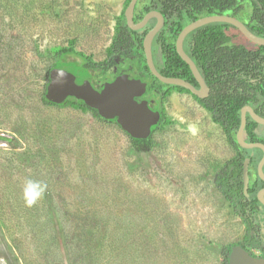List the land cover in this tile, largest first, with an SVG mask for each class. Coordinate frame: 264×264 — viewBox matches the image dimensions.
<instances>
[{"label":"rangeland","instance_id":"374dc122","mask_svg":"<svg viewBox=\"0 0 264 264\" xmlns=\"http://www.w3.org/2000/svg\"><path fill=\"white\" fill-rule=\"evenodd\" d=\"M124 2L0 0V137L18 143L0 140V264H221L244 240L207 164L231 150L190 97L170 98L142 150L90 111L41 105L46 52L74 41L105 60ZM27 180L47 185L31 207Z\"/></svg>","mask_w":264,"mask_h":264},{"label":"trees","instance_id":"16d2710c","mask_svg":"<svg viewBox=\"0 0 264 264\" xmlns=\"http://www.w3.org/2000/svg\"><path fill=\"white\" fill-rule=\"evenodd\" d=\"M143 1L145 2L143 6L146 9L145 11H147L152 0ZM153 1L158 5L157 8L163 13L166 12L167 15V27L164 28L161 34L157 37V43L155 42L157 45L153 51L154 59L160 60L158 70L164 77L190 80L189 78H193V76L189 66L179 56L175 45L167 43L164 35L170 33L168 26L169 23H172L173 21H175V33L178 34L185 27V25L189 24L190 22L205 16L215 14V12H213V8L209 4L212 0ZM129 2L130 0L126 1L125 7L128 6ZM257 2H259L264 9V0H257ZM257 2L254 0H234V16L241 20L248 19L247 26L249 30L252 31L255 35L264 38V11L261 12V8L257 4ZM137 18L141 19L142 14L137 15ZM228 27L233 28L235 31V42L233 47L228 48L224 46L223 48H219L218 50H211L210 48H204L202 50V46V48L199 49V43L201 42L200 37L203 33L212 32L217 29V35L219 34V38L222 39L221 32ZM129 30L130 29L124 22L119 23V25L116 27L113 44L107 50L111 53L112 49L117 50V45H130L131 52L136 56V59H139L138 66L142 67L141 69H143L146 75L154 78L148 68L144 54L143 39L145 35H141L138 37L137 44H133V42L129 43ZM223 33H225V31ZM191 35L193 36L194 40V51L196 50V56L198 55L197 52H199L200 54L202 52L201 56L203 57V60L201 63L207 76L208 85L212 89V101H210L207 106L212 112L214 121L221 125L222 130L227 136L229 142H233L235 147L239 149L241 147L236 140V134L241 124V108L248 103V97L251 100H257V98L259 97H264V78L260 77L259 79H254L256 75L261 73L264 74V46H258L251 43L237 28L226 23H213L204 26L193 32ZM175 37L176 35H174V38ZM238 37H242V39L247 40L249 43H251V45H253L254 48H248L244 44L236 42ZM75 48L76 42L71 41L69 42L68 47L51 49L46 52L47 55H45L47 56V58H54L55 63L49 67V77H46V80L48 82L43 86V91L41 94V105L57 108L71 107L83 112L90 111L92 112L93 116L99 119L101 122L113 123L120 128V126L114 120H104L98 115L97 111L91 109L82 101H79L73 97H69L61 103H57L48 97L50 73L53 69H65L68 66L77 68L88 79V77L91 75L90 73L96 68L97 64L90 57L86 56L82 52L76 51ZM227 49H231L229 58ZM216 52L217 55L215 54ZM41 55L42 57H44L42 53ZM71 56L80 58V61L69 59ZM216 56L217 59H215ZM79 80L83 81V79L81 78H79ZM156 81L159 83L158 80ZM173 88H177L180 91L188 92L189 94H191L189 90L183 87L175 86ZM230 90H233L234 105L232 111L230 112L231 118L228 119L226 117H223L219 111L215 110L214 106H224V111L227 112V98L224 95H227ZM195 98L197 99L196 96ZM251 122L255 123L254 121ZM245 130L247 133H251L253 129L250 128V124H247ZM0 140L8 141L13 147H16L18 144L16 139L0 137ZM130 140L132 141V146L137 150L149 148L152 143V140L150 141L148 138L134 139L130 137ZM240 150L245 152V150L242 148ZM241 172L242 160H237L233 177H221L219 183L223 194L225 196H228V198L232 200L236 214L239 217L245 218L247 217L245 216V214H247L246 207L248 205V199L243 191ZM229 179L231 180L230 182L227 181ZM248 193L250 194L252 199V212H249L251 213V216L248 217L250 223L249 231L245 235V238L242 242L226 246L223 252V260L221 264H229V256L232 252V248L237 245L241 246L244 249L246 248L244 245L245 242L252 245V247L258 248L260 246L261 240L252 235L251 230L256 225L260 226V215L262 214V212L260 211L261 204L256 197L255 191H251Z\"/></svg>","mask_w":264,"mask_h":264},{"label":"flooded vegetation","instance_id":"af4514ba","mask_svg":"<svg viewBox=\"0 0 264 264\" xmlns=\"http://www.w3.org/2000/svg\"><path fill=\"white\" fill-rule=\"evenodd\" d=\"M126 1L127 0H125V2H124L120 16L117 17V20H116V23L114 26V36L116 33V27L119 25V23L124 22L126 24V26L130 29L128 31V32H130L129 43L133 42V44H137L138 37L141 35H145L144 36V39H145L147 34L149 32H151L158 25L159 21H158L157 17L153 16L151 19H149V21L147 22L145 27H143L142 29H140V30L132 29L128 25L127 19L125 17V11L128 7V6L125 7ZM254 1L257 2V0H254ZM144 3L145 2L143 0H138L137 4L135 6L134 18H133L135 25L143 22L145 17L150 13L159 14L163 18V26L153 40V44H152V52H153L156 45H157L156 44L157 43L156 42L157 37L161 34L163 29L167 27V18H166L167 15H166V12L163 13L162 11H160L157 8L158 5L153 0L150 2L149 9H147V11H145L146 9L143 6ZM209 4L213 8V12H215V14L205 16L202 18H206V17H210V16H228V17H233L235 19H238L234 16V14H235L234 0H212ZM257 4L261 8V12H263L264 9L261 6V4L259 2H257ZM138 11L143 12V13H140ZM140 14H142V18L138 19L137 15H140ZM123 16H124V18H123ZM202 18H200V19H202ZM200 19L194 20V21L190 22L189 24L185 25V27L178 34L175 33V30H176L175 21H173L172 23H169L168 27H169L170 33L164 35L165 39L167 40V43L174 44L176 47V50H177V42H178V38H179V35L181 34V32L188 25H190V24H192V23H194ZM238 20L243 22L246 25V27L248 28V26H247L248 19L247 20L238 19ZM211 24H213V23H211ZM226 24H228V23H226ZM208 25H210V24H208ZM205 26H207V25H205ZM200 28H202V27L195 29L194 31L190 32L186 36V38L183 41V50L195 63L196 67L198 68V70H199V72H200V74H201V76L205 82V85L208 88V91H204L202 89L200 83L193 76V74H192L193 78H189L190 80H185L182 78H179V79H182V80L190 83L196 89L201 91V94H202L201 97H198L192 93L189 94L188 92L180 91L177 88H173V87H175L174 85L164 84L161 81H159L152 73L151 74L154 76V78L150 77L149 75H146L144 73L143 69H141L142 67L138 66L139 59H136V56L131 52V46L130 45H124V44L117 45V50L112 49L111 53L108 50H106L105 60L96 63L97 64L96 68L90 73L91 75L88 77V79H83V81L90 83L98 91H101L107 83H111V82L115 81L116 78H118L122 75L128 76L129 79L141 80L143 83H145L146 84V91L143 95H141L140 97H137L136 101H138L139 103L147 102L148 107L153 112V116L155 115V113H159V115H160L158 123L151 127V135L148 138L150 141L153 140V137H154L153 135L156 133V131H158L161 128L162 124L165 123V126H166V123L169 122V117L167 115V112H168L167 107L169 105L168 101H170V98L172 96H175V95H179L181 97H186V98L190 97L195 102L196 110L202 114L207 115L208 118L210 119V121L214 125H217L221 129V131H222V133H223V135H224V137H225V139L229 145V148L231 150V152L228 153V155L225 159L217 158L216 162H214V161L212 163L207 162V164H210L209 173L212 175L214 174L216 177L215 180L217 182L218 193L220 194V196H222L224 204L231 211H233V213H236V212H235L232 200L229 199L228 196H225L223 194V192L221 191V186H220L219 182H220L221 177L232 178L233 174H234L235 167H236L237 160H242V172H241V174H242L243 191H244L245 196L248 199L247 200L248 205L246 207L247 208V214H245V216H247V217H245V218L240 217V219L242 220L244 227H245V234H244V238H245V235L249 231V226H250L248 217L251 216V213H249V212H252V208H251L252 199H251V196L248 192L255 191L258 201H259L260 193H263V195H264V179L260 176L261 163L264 160V149L260 148V147H254L252 149H248V148H243L240 145L239 146L242 149H244L245 152L240 150L241 148L237 149L233 142H229L227 136L225 135L224 131L222 130L221 125L214 121L212 112L207 106V104L210 101H212V89L208 85L207 76L204 72V69H203V66L201 63L203 60V57L201 56L202 52H201V54L199 52H197L198 55L196 56V50L194 51V49H195L194 40H193V36L191 35L193 32H195L196 30H198ZM224 31H225V33H223ZM217 33H218L217 29H215L212 32L203 33L200 37L201 42L199 43V49L202 48V46H203L202 50L204 48H206V49L210 48L211 50H213V49L218 50L219 48H223L224 46H226L228 48L234 46L235 31L233 28L228 27L225 30H223L221 32L222 33L221 34L222 39L219 38V34L217 35ZM219 33H220V31H219ZM174 35H176L175 38H174ZM114 36L112 38L110 46L113 44ZM144 39H143V43H144ZM197 39H198V37H197ZM236 42H241V41H239V38H237ZM177 52H178V50H177ZM227 53H228V58H229V55L231 54V49H227ZM178 54H179V52H178ZM215 54L217 55V52ZM153 59H154V54H153ZM215 59H217V56L215 57ZM159 63H160L159 59H154V64H155V67L157 70L159 67ZM190 71H191V69H190ZM158 72H159V70H158ZM260 77L264 78V74H262V73L258 74L254 77V79H259ZM156 80H158L159 83ZM195 96L197 97V99L195 98ZM224 96H226V98H227V109H226L227 112L224 111V106L217 107L215 105L214 107H215V110L219 111L223 117H226L229 119V118H231L230 112L232 111L233 105H234V103H233L234 102L233 90H230V92H228L227 95H224ZM246 97H247V95H246ZM247 102L248 103L245 106H243L241 108V110L244 107L248 106L254 111L255 114L264 118V97H259V98H257V100L256 99L251 100L248 97ZM154 120H155V117H152L151 121H154ZM251 121H254V120H253L252 116L249 113H247V124H250V128H252L253 130L251 133H247L245 130L244 141L248 144H260V145L264 146V136H262L261 132H260V128L264 127V125L259 124L256 121H254L256 123L255 124V123H252ZM129 138H130V136H129ZM246 160L249 161L248 162L247 191H245V186H244L245 185V183H244V168H245ZM262 172L264 174V165L262 167ZM227 181L230 182L231 180L229 179ZM229 193H230V191H229ZM260 204H261L260 211L262 212V214L260 215L261 216V218H260L261 222L259 224L260 226L256 225L251 230L252 235H254L256 238H259L261 240L260 246L258 248L252 247V245H250L249 243H246V242L244 245L246 247L245 249L252 256L257 257V258H264V204H262L261 202H260ZM261 227H263V228H261ZM237 246H239V245H237Z\"/></svg>","mask_w":264,"mask_h":264},{"label":"water","instance_id":"95a60500","mask_svg":"<svg viewBox=\"0 0 264 264\" xmlns=\"http://www.w3.org/2000/svg\"><path fill=\"white\" fill-rule=\"evenodd\" d=\"M137 2L138 0H131L125 11L128 25L132 29H142L153 16L157 17L159 21L158 25L147 34L143 43L144 54L150 72L164 84L183 87L189 90L192 94L201 97V91L196 89L190 83L179 78L164 77L158 72L154 64L152 44L155 36L163 26V18L159 14L150 13L145 17L143 22L135 25L133 18ZM217 22L228 23L234 26L251 43L258 46H264V38L253 34L243 22L233 17L210 16L188 25L179 35L177 50L183 61H185L190 67L193 76L198 80L204 91H208V88L195 63L184 52L183 41L186 36L195 29ZM48 89V97L51 100L61 103L67 98L73 97L82 101L85 105L97 111L98 115L104 120H115L120 128L134 139L149 138L151 135V127L157 124L160 118L159 113H155L153 116V112L148 107L147 102L139 103L136 101L137 97H140L145 93L146 84L141 80L129 79L126 75H122L116 78L115 81L107 83L101 91H98L90 83L77 79L72 73L64 69L56 68L50 73V84ZM247 113L252 116L254 121L264 125V118L255 114L250 107H244L241 110V124L236 135L237 142L243 148L252 149L254 147H260L264 149V146L260 144H248L244 141ZM152 117H155L154 121H151ZM248 162L249 161L246 160L244 168L245 191H247L248 186ZM263 165L264 160L262 161L260 168V176L264 179V174L262 172ZM259 201L264 204L263 193H260ZM229 264H264V258L254 257L246 249L241 246H236L232 249L229 256Z\"/></svg>","mask_w":264,"mask_h":264},{"label":"clouds","instance_id":"9594fccd","mask_svg":"<svg viewBox=\"0 0 264 264\" xmlns=\"http://www.w3.org/2000/svg\"><path fill=\"white\" fill-rule=\"evenodd\" d=\"M47 185L33 180H27L23 185V198L26 206L31 207L44 195Z\"/></svg>","mask_w":264,"mask_h":264}]
</instances>
